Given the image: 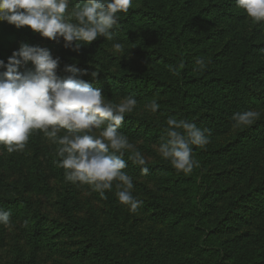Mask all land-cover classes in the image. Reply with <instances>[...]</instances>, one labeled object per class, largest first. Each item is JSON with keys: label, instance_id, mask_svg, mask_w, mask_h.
<instances>
[{"label": "rangeland", "instance_id": "obj_1", "mask_svg": "<svg viewBox=\"0 0 264 264\" xmlns=\"http://www.w3.org/2000/svg\"><path fill=\"white\" fill-rule=\"evenodd\" d=\"M228 1L180 0V10L176 14L182 24V38L186 32V36L205 39L206 42L202 43L204 47L196 48L191 46L190 39L188 46L182 47L179 55H175L160 41L161 22L157 20L152 25L145 22L147 12L154 9L151 0H133L128 12L120 13L121 19L113 30L112 41L99 37L77 52L65 48L63 38H60L54 47L60 58L57 74L66 75L64 66L76 63L78 68L88 70L89 75L83 78L89 82L92 79L90 73L99 70L95 78L103 81L105 86L92 85L100 88L105 99L113 103H119L126 96L118 89L107 87L109 82L116 80V75L131 71H145L161 82L165 80L166 84H174L172 82L180 81V69L187 59L185 62L191 68V76L196 77L198 83L200 77L233 74L234 68L222 66L226 47L244 50L251 43L263 41L264 21L254 22L244 10L237 12L240 18L231 15L228 23L217 16L218 13L209 15L217 6H228ZM202 8H207L208 12L200 13ZM135 17L139 21H135ZM202 17L208 20L206 27ZM117 42L121 43L123 54L126 55L128 50L126 56H121V52L114 48ZM199 58L207 64L203 71L198 70L195 63ZM170 65L179 75L169 71ZM246 86L250 95L244 111L259 112V119L243 129L233 127L232 122L221 132L210 130L207 146L204 149L194 147V156L201 170L194 168L190 175L178 173L153 146L159 143L169 117L188 119L201 127L196 121L200 110L193 105H181L177 91L168 89L169 85H162L148 102L136 99V108L126 115L132 117L126 120L127 131H119L126 134L149 160L148 166L161 165L164 168L154 177L128 173L133 179V194L144 201L136 213L129 212L128 207L118 201L114 194L115 185L101 196L91 191L88 185L65 181L64 169L55 163L59 159L55 155L58 146L43 133H34L24 151L7 155L16 165L0 170V197L16 199L22 206L21 213L10 220L11 227H0V264H10L18 254L28 253L27 236L34 212H39L47 221L68 222L61 211L60 201L63 199L71 204L75 218L89 224L95 237L64 234L57 240L54 251L44 249L39 252L37 264H103L104 259H98L94 254L82 261L72 253L83 247L93 253L94 242L123 259H133L134 253L143 248L142 253L149 254L153 264H194L189 259L194 257L197 248L192 245L204 247L207 251L217 240L226 241L230 248L226 254L231 262L252 264L257 260L258 264H264V213L256 215L251 210L253 204L256 205L255 190L264 187V97L261 90L249 82ZM198 89L206 92L203 83ZM152 100L159 104L156 113L145 109ZM228 144L238 148L239 160L223 158L217 153ZM129 155L126 152L123 157L127 164L131 161ZM37 170L41 172L40 179L34 174ZM177 180L181 189L172 191L169 186ZM213 190L220 193L212 194ZM204 195L205 199H202ZM216 196H220L219 199H215ZM205 202L210 205L205 206ZM200 215L208 223L204 230L198 228L202 227ZM25 220L28 221L27 227L23 226ZM211 252L216 253V249ZM209 254V251L205 252L203 260L207 261Z\"/></svg>", "mask_w": 264, "mask_h": 264}, {"label": "clouds", "instance_id": "obj_2", "mask_svg": "<svg viewBox=\"0 0 264 264\" xmlns=\"http://www.w3.org/2000/svg\"><path fill=\"white\" fill-rule=\"evenodd\" d=\"M133 0H0V21L17 29L29 26L42 37L59 42L79 51L99 37L113 40V30L119 26L120 13H127ZM254 22L264 21V0H235ZM114 48L123 54L121 43ZM31 62L32 68L26 67ZM60 58L53 57L46 47L22 43L13 51L7 63L0 59V146L11 154L25 150L30 136L37 131L57 145L55 161L64 169L65 181L88 185L101 196L113 189L118 201L136 213L144 204L133 194L132 177L122 171L128 167L123 158L149 173V160L120 132L127 114L137 106L134 96L123 97L119 103L105 99L100 88L83 77L87 69L76 63L66 64V75L57 74ZM203 71L207 64L203 58L195 61ZM23 68V71L21 69ZM173 75H179L169 66ZM99 70L90 73L92 78ZM159 104L152 100L145 109L156 113ZM260 113L255 110L232 115L233 127H250ZM210 130L198 127L194 121L169 117L163 127L155 151L168 161L178 173L190 175L199 167L194 147L204 149L210 142ZM11 210L0 207V225L11 227ZM24 227L28 226L25 220Z\"/></svg>", "mask_w": 264, "mask_h": 264}, {"label": "trees", "instance_id": "obj_3", "mask_svg": "<svg viewBox=\"0 0 264 264\" xmlns=\"http://www.w3.org/2000/svg\"><path fill=\"white\" fill-rule=\"evenodd\" d=\"M151 4H153L154 9L153 11L147 12L145 22L148 25L156 23L157 20L161 22L160 24L163 30L160 41L166 47L170 48L175 55H179L182 47L185 48L188 46L190 39L192 47H204L202 43L206 42L205 39L186 36V32L182 38L183 28L182 24L177 20L179 14H176L180 10V7H178L180 0H151ZM227 5L223 8L217 6L209 12V15L218 13L217 16L221 17L226 23L230 22L231 15L240 18L237 12L243 9L238 8L232 0H229ZM205 12H208L207 8H202L200 11V13ZM198 18L199 15H197V22ZM135 21H139V18L135 17ZM201 21L204 23L203 26L206 27L208 20L202 17ZM22 43H27L30 46L46 47L50 50L54 58L57 57L58 52L54 48L58 44L57 41L42 37L39 33L31 30L29 26H22L17 29L14 25L0 21V59H3L7 63L8 57L12 55L13 51L18 50ZM225 53L222 66L234 68V73L211 78H198L201 80L200 83L206 86L205 93L198 89L200 83L195 81L197 78L191 76V68L189 66L187 67L189 64L185 62L187 59H185L182 65L183 68L180 69V81L172 82L174 84H166L167 81L165 80L161 82L154 75L145 71H131L119 76L116 75L117 79L109 82L107 87H111L113 90L118 89L124 96L132 95L137 100L148 102L154 97L156 91L162 85H169L168 89H175L177 91L181 105H193L196 109L200 110L199 114L197 113L198 118L196 121L201 125V128H207L213 133H218L225 130L233 122V113L244 112L248 96L250 95L246 83L249 82L251 86L261 90L262 96L264 97V40L251 43L245 46L244 50L226 47ZM26 67L32 68L33 65L29 62ZM2 70L0 69V71ZM21 71H23V68ZM89 83L97 87L105 86L99 78H92ZM131 118V116H126L119 129L120 131H127L129 126L126 120H130ZM158 130L160 131L161 128H158ZM254 137L256 136L254 135ZM217 153L223 158L240 159L238 157V148L234 144H228L220 148ZM8 154L6 149L0 146V170L5 167H10V165H16L14 160L7 158ZM129 163L128 167L122 171L142 174L139 166H136L132 161ZM148 167L149 173L144 175L148 177H154L164 169L161 165ZM195 169L200 171L201 166ZM34 174L40 179L41 172L39 170L35 171ZM113 185H115V182H113ZM180 186L177 180L169 188L172 191H179L181 189ZM206 186L208 187V185ZM207 187H205V190ZM215 193L220 192L213 190L212 194ZM219 197L216 196L215 199H219ZM254 198L256 199V205L253 204L251 207L252 213L260 215L264 213V187H259L255 190ZM202 199H205V195ZM204 205L208 206L210 204L205 202ZM60 206L68 222L63 223L58 220L47 221L39 212H34L31 216V226L27 236L29 251L25 254H18L10 264H37L39 252L44 249L54 251L57 240L64 234H67L69 237H75L77 235H90L91 237H95L93 230L89 228V224L74 217L71 204L67 199L61 200ZM0 207L5 210H11V220L21 213L20 209L22 206L16 199L6 200L0 197ZM204 219V217H201L202 227H198L201 230H204L205 225L208 224ZM2 226L0 225V227ZM209 238L210 236L208 235ZM92 246H94L93 253L87 247L79 248L76 251H72V253L82 261L94 254L98 259H104L103 264H153L148 257L149 254L142 253L143 248H140L134 253L133 259H123L119 258L113 252H110L106 247L97 244V242H94ZM192 246L197 248V252L193 253L194 257L189 259L194 264H239L238 262H231L229 260L226 251L230 248L226 246L225 240H217L215 245H209L211 247L207 248V251H205L206 248L204 247L198 245ZM213 249H216V253L211 252ZM208 251L210 253L209 258L205 261L203 260V255ZM258 263L259 261L255 260L252 264Z\"/></svg>", "mask_w": 264, "mask_h": 264}]
</instances>
